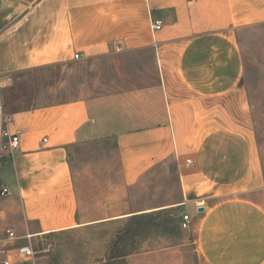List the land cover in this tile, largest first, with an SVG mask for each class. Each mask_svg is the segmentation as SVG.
Returning a JSON list of instances; mask_svg holds the SVG:
<instances>
[{
  "label": "crops",
  "instance_id": "1",
  "mask_svg": "<svg viewBox=\"0 0 264 264\" xmlns=\"http://www.w3.org/2000/svg\"><path fill=\"white\" fill-rule=\"evenodd\" d=\"M153 21H161L155 31ZM261 22L264 0H0V130L19 133L11 161L0 165L8 190L0 195V238L139 213L104 207L96 218L78 216L68 149L97 130L116 136L126 186L166 158L176 162L181 200L171 206L190 215L206 264H264V170L254 134L238 118L244 64L234 34ZM143 47L157 55L156 86L18 110L6 102L16 73L76 52L74 60ZM120 98L130 104L120 107ZM120 108L134 124L109 120Z\"/></svg>",
  "mask_w": 264,
  "mask_h": 264
},
{
  "label": "rangeland",
  "instance_id": "2",
  "mask_svg": "<svg viewBox=\"0 0 264 264\" xmlns=\"http://www.w3.org/2000/svg\"><path fill=\"white\" fill-rule=\"evenodd\" d=\"M234 34L244 64L236 93L244 99L245 115L238 118L254 134L264 170V22L236 28ZM156 61L157 55L147 47L66 60L16 73L5 99L10 109L18 110L78 98L125 95L130 90L136 93L158 84L162 73ZM165 76L171 77L167 72ZM134 99L139 105L146 102V97ZM129 104V98L118 101L120 107ZM128 113L120 108L118 117L109 120L134 124ZM100 132L77 140L68 149L78 216L96 218L104 207L107 211L109 207L139 213L147 210L149 214L31 235L36 264H206L197 250L191 222L183 228L184 212L171 206L181 200L176 162L166 158L126 186L116 136ZM114 195L118 198L110 206ZM163 206L170 212H153Z\"/></svg>",
  "mask_w": 264,
  "mask_h": 264
},
{
  "label": "built area",
  "instance_id": "3",
  "mask_svg": "<svg viewBox=\"0 0 264 264\" xmlns=\"http://www.w3.org/2000/svg\"><path fill=\"white\" fill-rule=\"evenodd\" d=\"M151 30L155 31L161 27V21H153L151 23ZM80 58V54L76 52L73 55V59ZM2 85L0 84V87ZM19 133H10L6 127H2L0 130V161L6 157L12 155L14 150L18 147ZM192 164L191 159L184 161L185 166ZM8 192L6 187H0V195H4ZM190 224V215L183 213L181 218V226L183 228L188 227ZM26 239V242L17 243L19 239ZM31 235L26 234L23 236L16 235L11 230L5 231V237L0 238V264H36L35 254L36 251L33 248L31 242Z\"/></svg>",
  "mask_w": 264,
  "mask_h": 264
},
{
  "label": "trees",
  "instance_id": "4",
  "mask_svg": "<svg viewBox=\"0 0 264 264\" xmlns=\"http://www.w3.org/2000/svg\"><path fill=\"white\" fill-rule=\"evenodd\" d=\"M11 161V157L10 156H6L4 157L1 161H0V165H4L5 163H9ZM172 208V207H171ZM171 209H167V208H163V209H160V210H157V211H153V212H159V213H164V214H167L170 212ZM173 210H176L177 212L180 211V209L178 208H175ZM153 212H150V214H154ZM176 212V214H177ZM149 213L147 212H143V213H136V214H132L130 216H127L126 218H138L140 216H146L148 215ZM155 214H158V213H155ZM175 215V214H174Z\"/></svg>",
  "mask_w": 264,
  "mask_h": 264
},
{
  "label": "water",
  "instance_id": "5",
  "mask_svg": "<svg viewBox=\"0 0 264 264\" xmlns=\"http://www.w3.org/2000/svg\"><path fill=\"white\" fill-rule=\"evenodd\" d=\"M203 210H204L203 207H199V208H198V211H199V212H201V211H203Z\"/></svg>",
  "mask_w": 264,
  "mask_h": 264
}]
</instances>
